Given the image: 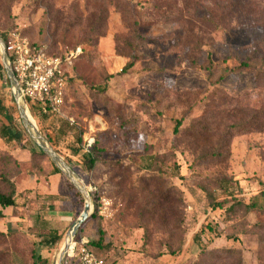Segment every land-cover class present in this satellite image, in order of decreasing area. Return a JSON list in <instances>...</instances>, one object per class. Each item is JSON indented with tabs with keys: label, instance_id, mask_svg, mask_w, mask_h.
Here are the masks:
<instances>
[{
	"label": "rangeland",
	"instance_id": "1",
	"mask_svg": "<svg viewBox=\"0 0 264 264\" xmlns=\"http://www.w3.org/2000/svg\"><path fill=\"white\" fill-rule=\"evenodd\" d=\"M246 1L251 6L243 7L242 19L218 29L204 24L207 14H222L231 0L2 4L1 34L45 45L61 61L64 116L46 121L44 131L93 201V215L73 242H88L105 264H264V212L240 210L228 219L229 205L212 210L204 192L221 196L220 180L246 203L264 192V78L240 70L252 52L264 51V0ZM253 2L258 22L244 17L253 14ZM134 57V67L122 73ZM262 58L250 63L264 70ZM0 98L1 128L3 120L19 119L7 80L0 82ZM39 116H32L38 130ZM20 136L0 138V161L9 153L18 163L22 198L0 221L6 234L0 264H34L36 252L57 264L85 203L63 175L51 176L50 159H31L34 148ZM93 148L96 163L87 171L82 155ZM6 170H15L12 162L0 163ZM49 230L62 235L52 249L39 245ZM65 264L81 262L68 253Z\"/></svg>",
	"mask_w": 264,
	"mask_h": 264
},
{
	"label": "trees",
	"instance_id": "2",
	"mask_svg": "<svg viewBox=\"0 0 264 264\" xmlns=\"http://www.w3.org/2000/svg\"><path fill=\"white\" fill-rule=\"evenodd\" d=\"M14 0H0V11L3 10V3H12ZM243 3V4H242ZM247 5L250 7L251 4L246 1V0H231V3L229 5V9H225V11L223 10V13L220 14L215 10H211L209 12V14H207L208 19L205 21V25L207 27H209L210 29L212 28H216L218 29L220 23L222 26L227 25L232 19H236L237 21H240V19H242L243 15H241L240 13L243 12V7H247ZM229 10V11H228ZM3 12V11H2ZM4 13H7V11ZM253 15V21L254 22H258V18L259 15L256 13L255 8H254V2H253V14L252 12H248L246 15H244V17L246 16V19H250L252 18ZM0 37L5 40L8 41L7 35L4 33H0ZM258 53H251L253 55V58H249L246 61L242 62L240 65V70H250L251 72H255L257 76H260L261 79L264 78V70H261L258 68V66L255 64H251L250 60L253 59V63L256 62V57H263L264 56V51L262 50H258ZM135 57L125 66V68L122 70V73L124 72H128L129 70H131L134 65H135ZM264 59V58H262ZM6 76L3 70V67L0 63V82L5 81L6 82ZM105 89V88H104ZM14 103V100H13ZM29 110L32 114V116L34 118H37L39 115L40 117V121H39V125L42 126V128L39 130L40 133L45 137V139L49 142V144L55 148V139L49 135V133H47L46 131H44V123L46 121H53L51 122V124L53 123H57L58 121L54 120L55 115L52 114H42L39 110V107L31 102H27ZM5 105H4V100L2 98H0V115H3L2 112L5 110ZM4 121V120H3ZM1 122V128H0V138L5 140V141H9L12 142L16 139V135H19L20 133L23 134V136H20V138L18 139V141H22V140H26L27 143H29L33 148L34 151L31 154V159L34 161L35 159H43V158H47L49 159L42 151L41 149H39L34 142L30 139V137L28 136V134L25 132V130L22 127V124L20 122V119H18V121L14 124H7L6 122ZM254 122V119L252 121V123ZM251 123V125H252ZM62 124V122H61ZM182 123L179 121L176 123V127H175V134L179 133V130L181 128ZM242 126L237 127L236 129H242ZM253 130L256 129L254 128V124H253ZM12 131L14 132V134L12 133ZM60 131V132H59ZM58 132L61 134H65L64 131L62 130L61 126H59L58 128ZM208 132V131H207ZM207 132H194V136H199L201 137L202 134L204 135V138L207 136ZM57 135L56 137L60 136ZM95 148H93L91 150V152H88L84 155H82V166L87 170L90 171L94 168L95 163H96V155H95ZM74 154H78V152H74ZM207 159V158H205ZM7 162H12L13 166L15 167V170L12 172H8V170L6 171H0V221L4 220L7 217V210H12L15 209L18 206V199H19V193L17 191V186H16V176L19 173V168L17 167V162L15 161V158L9 154V153H5L3 157H1V161L0 163L4 166V164H7ZM51 162V161H50ZM52 164V168H53V175H61V172L54 166V164L51 162ZM68 165L75 171V173H77V171L74 169V167L72 166L71 163H68ZM66 181L69 183V186L71 188H74L70 182L66 179ZM216 187L217 190L221 191L222 194L221 196H217L211 192H208L207 190H204L205 194H206V198L208 201V205L212 210H216V209H220L223 210L225 209V207L227 205H229V207L226 209V213L228 216V219H232V217L237 216L238 211L243 210L244 214H249L252 211H261L264 212V192L261 193L258 196L253 197L252 201L250 203H246L243 200H239L238 198H236L235 194L233 192H231V186L229 184V182L227 180H220V181H216ZM77 192V191H76ZM77 195L80 196V194L77 192ZM53 199H58L53 197ZM100 240L99 242L102 241L103 235L100 234ZM0 238L5 239L6 238V234L3 231H0ZM40 238V246L43 245H48L49 249H52L53 247H55L57 244H59L62 240V235H60L57 231L55 230H49V232L47 234H40L39 235ZM199 240V234H195L194 236V241L197 242L198 244H200V242H198ZM91 245H94L93 243ZM99 245V243L97 244V246ZM179 253V252H178ZM205 253V251H204ZM172 255H174V253H171ZM34 264H43L42 262H44V264H51V262L49 260H45L43 261L41 254L36 252L34 253Z\"/></svg>",
	"mask_w": 264,
	"mask_h": 264
},
{
	"label": "built area",
	"instance_id": "3",
	"mask_svg": "<svg viewBox=\"0 0 264 264\" xmlns=\"http://www.w3.org/2000/svg\"><path fill=\"white\" fill-rule=\"evenodd\" d=\"M5 44L12 70L26 102L37 105L42 114L63 117L67 79L61 69V61L49 54L47 46L32 44L27 39L15 37L5 41ZM90 192L93 190L90 189ZM69 255L78 257L81 264H105L85 240L81 243L73 242Z\"/></svg>",
	"mask_w": 264,
	"mask_h": 264
},
{
	"label": "water",
	"instance_id": "4",
	"mask_svg": "<svg viewBox=\"0 0 264 264\" xmlns=\"http://www.w3.org/2000/svg\"><path fill=\"white\" fill-rule=\"evenodd\" d=\"M0 56L2 67L12 90L14 103L16 105L20 122L25 132L28 134L34 144L41 149V151L51 160L54 166L61 172V174L70 182V184L82 196L85 203V210L70 227L66 233L62 248L58 257L57 264H65V257L68 255L69 245L78 234L80 228L93 215V201L89 191L84 185L81 178L75 171L65 162V160L52 148L45 137L39 132L34 119L31 116L30 110L26 100L23 98L19 83L12 70L10 59L6 52L5 40L0 37Z\"/></svg>",
	"mask_w": 264,
	"mask_h": 264
},
{
	"label": "crops",
	"instance_id": "5",
	"mask_svg": "<svg viewBox=\"0 0 264 264\" xmlns=\"http://www.w3.org/2000/svg\"><path fill=\"white\" fill-rule=\"evenodd\" d=\"M51 176H53V174H52ZM17 188H18V187H17ZM18 193H19L18 205H20L21 202H22V201H21L22 198H21V194H20L19 191H18ZM51 196H52V198H53V197L57 198V197H60L61 195L51 194ZM16 208H17V207H16ZM16 208H15V209H16ZM22 210H24V208H23ZM14 221L16 222V221H19V220H18V219H14ZM15 222H14V223H15ZM23 222H24V221H23ZM16 223H18V222H16Z\"/></svg>",
	"mask_w": 264,
	"mask_h": 264
},
{
	"label": "bare ground",
	"instance_id": "6",
	"mask_svg": "<svg viewBox=\"0 0 264 264\" xmlns=\"http://www.w3.org/2000/svg\"><path fill=\"white\" fill-rule=\"evenodd\" d=\"M72 247H73V241L70 243V245H69V250H68V253H70L71 252V250H72Z\"/></svg>",
	"mask_w": 264,
	"mask_h": 264
}]
</instances>
